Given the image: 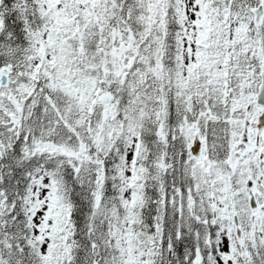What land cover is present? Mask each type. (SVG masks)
Wrapping results in <instances>:
<instances>
[{
  "label": "snow or ice",
  "instance_id": "6c2138e0",
  "mask_svg": "<svg viewBox=\"0 0 264 264\" xmlns=\"http://www.w3.org/2000/svg\"><path fill=\"white\" fill-rule=\"evenodd\" d=\"M0 264H264V0H0Z\"/></svg>",
  "mask_w": 264,
  "mask_h": 264
}]
</instances>
